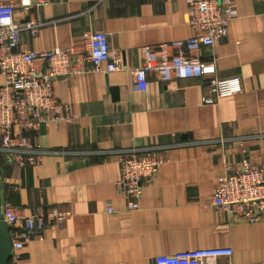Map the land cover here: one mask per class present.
Returning <instances> with one entry per match:
<instances>
[{
  "label": "crops",
  "instance_id": "obj_1",
  "mask_svg": "<svg viewBox=\"0 0 264 264\" xmlns=\"http://www.w3.org/2000/svg\"><path fill=\"white\" fill-rule=\"evenodd\" d=\"M236 3L228 36L200 51L201 60L215 63L214 76L163 81L150 75L144 90L132 75L142 63V48L193 34L186 0L16 6L20 24L29 18L47 22L36 34L22 32L24 48L73 46L84 56L82 35L103 31L120 59L116 71L59 78L55 95L72 103L78 117L31 132L46 152L40 164L20 167L0 151V215L7 203L20 216L37 206L69 212L64 224H48L25 247L23 263L154 264L159 254L215 246H231L234 264L264 261V221L231 222L211 204L228 166L245 157L264 161V0ZM233 75L242 78L240 93L216 104L202 102L211 78ZM149 145L167 147L156 177L143 188L140 208L129 210L116 186L117 152Z\"/></svg>",
  "mask_w": 264,
  "mask_h": 264
},
{
  "label": "built area",
  "instance_id": "obj_2",
  "mask_svg": "<svg viewBox=\"0 0 264 264\" xmlns=\"http://www.w3.org/2000/svg\"><path fill=\"white\" fill-rule=\"evenodd\" d=\"M47 1L0 0V151L20 167L40 164L46 153L33 142L34 129L52 122L70 124L78 117L72 103L63 102L55 95L59 78L87 70L120 69V59L111 53L109 35L103 31L82 35L87 47L84 56L73 46L55 47L46 52L24 48L22 32L36 34L47 22L29 18L20 24L15 19V8L17 5L40 7ZM186 3L192 36L144 46L142 63L132 70L137 88L146 89L150 75L170 81L216 74L215 63L201 60L200 51L228 36L230 24L238 16L236 0H186ZM242 90L239 75L215 76L210 81V93L202 96V102L216 104ZM165 147L149 145L117 152L116 186L124 193L129 210L140 208L143 188L156 177L163 161L160 152ZM211 204L231 222L264 221V161L254 164L245 157L228 166L213 189ZM107 212L114 210L108 206ZM2 215L10 230L9 264H25L22 262L25 247L48 224H64L69 212L58 206H37L30 215L20 216L7 203ZM233 253L231 246L183 249L155 256L154 264H234Z\"/></svg>",
  "mask_w": 264,
  "mask_h": 264
},
{
  "label": "water",
  "instance_id": "obj_3",
  "mask_svg": "<svg viewBox=\"0 0 264 264\" xmlns=\"http://www.w3.org/2000/svg\"><path fill=\"white\" fill-rule=\"evenodd\" d=\"M11 249L10 230L4 216L0 215V264H9Z\"/></svg>",
  "mask_w": 264,
  "mask_h": 264
},
{
  "label": "rangeland",
  "instance_id": "obj_4",
  "mask_svg": "<svg viewBox=\"0 0 264 264\" xmlns=\"http://www.w3.org/2000/svg\"><path fill=\"white\" fill-rule=\"evenodd\" d=\"M1 152H3V151H1ZM3 153H5V152H3ZM7 156H9L7 153H5ZM12 160V159H11Z\"/></svg>",
  "mask_w": 264,
  "mask_h": 264
},
{
  "label": "trees",
  "instance_id": "obj_5",
  "mask_svg": "<svg viewBox=\"0 0 264 264\" xmlns=\"http://www.w3.org/2000/svg\"><path fill=\"white\" fill-rule=\"evenodd\" d=\"M10 260H11V256H10ZM10 260H9V262H10Z\"/></svg>",
  "mask_w": 264,
  "mask_h": 264
}]
</instances>
